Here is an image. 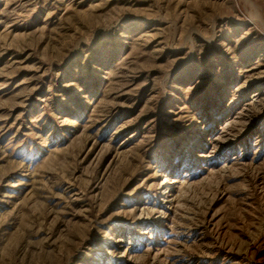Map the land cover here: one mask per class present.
<instances>
[{"label":"rangeland","instance_id":"1","mask_svg":"<svg viewBox=\"0 0 264 264\" xmlns=\"http://www.w3.org/2000/svg\"><path fill=\"white\" fill-rule=\"evenodd\" d=\"M254 94L264 0H0V264H264Z\"/></svg>","mask_w":264,"mask_h":264},{"label":"bare ground","instance_id":"2","mask_svg":"<svg viewBox=\"0 0 264 264\" xmlns=\"http://www.w3.org/2000/svg\"><path fill=\"white\" fill-rule=\"evenodd\" d=\"M121 75H122V74H121ZM256 96H258V94H254V95H253V97H256ZM260 96H261V95H260ZM252 99H253V98H252ZM257 99H260V100H257ZM253 100H254V101L256 100L255 102H257V101H262V100H264V96H261V97L258 96V97H256V98L253 99ZM255 102H254V103H255ZM259 103H260V102H259ZM168 202H170V201L168 200ZM162 258H163V257H162Z\"/></svg>","mask_w":264,"mask_h":264}]
</instances>
